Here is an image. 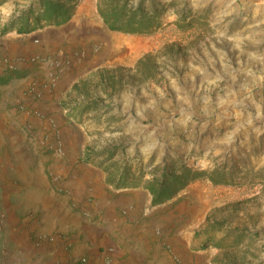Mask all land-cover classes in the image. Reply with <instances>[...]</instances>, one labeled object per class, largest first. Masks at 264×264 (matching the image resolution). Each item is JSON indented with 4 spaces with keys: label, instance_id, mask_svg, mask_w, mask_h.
Returning <instances> with one entry per match:
<instances>
[{
    "label": "rangeland",
    "instance_id": "1",
    "mask_svg": "<svg viewBox=\"0 0 264 264\" xmlns=\"http://www.w3.org/2000/svg\"><path fill=\"white\" fill-rule=\"evenodd\" d=\"M98 1L80 0L61 25L36 26L40 0H0V31L33 32V65L18 72L1 57L3 111L14 116L46 92L56 105L43 132L12 136L0 122L1 188L25 203L33 173L65 192L70 174L53 163L104 166L114 189L142 193L121 211L130 236L154 237L152 247L141 241L153 264H264V0H129L164 21L140 34L109 29ZM53 56L63 69L42 62ZM16 78L27 88L7 93ZM182 166L226 178L199 177L148 201L149 183Z\"/></svg>",
    "mask_w": 264,
    "mask_h": 264
},
{
    "label": "crops",
    "instance_id": "2",
    "mask_svg": "<svg viewBox=\"0 0 264 264\" xmlns=\"http://www.w3.org/2000/svg\"><path fill=\"white\" fill-rule=\"evenodd\" d=\"M31 33L18 29L7 33L0 31V72L3 69L1 57L5 56L10 58L9 66L18 68V72L33 65L27 60L32 53L31 37L27 36ZM3 88H8L7 93L23 92L27 80L16 78ZM28 99L30 108L18 110L14 116L3 111L10 99L2 100L0 122L9 123L5 133L11 131L13 136L17 129L25 133L32 130L43 132L52 124L50 118L55 116L52 112L56 109L52 96L46 92L37 100ZM67 133L65 145L69 147L76 137L70 139L72 133L74 135L72 129H67ZM2 136L0 130V143ZM28 151L27 145L22 155ZM22 155L19 156V166L25 161ZM27 160L34 162L32 156L26 157ZM53 165L57 172L68 171L70 174L65 182L60 180L64 193L54 188L44 189L43 185H50L49 179H38L33 173L31 184L35 187L27 191L25 203L14 204L7 193L13 189L7 191L0 185V264L154 263L156 258L148 259V253L141 246V241H146L147 246L152 247L150 242L154 237L150 240L137 234L130 236L131 229H126L127 217L121 211L138 199V194H142L140 191L114 189L107 182L109 171L104 166L88 165L69 157ZM14 190L21 189L15 187ZM91 197H94L93 201ZM151 199L153 196H147L148 201ZM147 229L152 230L151 227ZM150 235L154 236L152 232ZM81 257H87L88 261L81 262Z\"/></svg>",
    "mask_w": 264,
    "mask_h": 264
},
{
    "label": "trees",
    "instance_id": "3",
    "mask_svg": "<svg viewBox=\"0 0 264 264\" xmlns=\"http://www.w3.org/2000/svg\"><path fill=\"white\" fill-rule=\"evenodd\" d=\"M80 0H40L41 9L36 13V26L61 25L72 17ZM98 11L109 29L127 33H153L164 26L158 9L147 10L141 4L134 5L129 0H99ZM44 21V23H41ZM28 26V22L23 23ZM29 27H25L27 29ZM30 29V30H34ZM6 29L2 30L5 33ZM18 71V70H16ZM12 76L15 71H9ZM180 171L165 173L161 179L149 183L147 188L153 194V204L171 198L179 189L199 177H211L214 181H224L226 174L215 171H198L182 166ZM224 179V180H223Z\"/></svg>",
    "mask_w": 264,
    "mask_h": 264
},
{
    "label": "built area",
    "instance_id": "4",
    "mask_svg": "<svg viewBox=\"0 0 264 264\" xmlns=\"http://www.w3.org/2000/svg\"><path fill=\"white\" fill-rule=\"evenodd\" d=\"M36 41H38V39H36ZM5 59L8 60L9 58L7 56H5ZM42 62L44 64H46V66H48L49 68H52V69L57 68L59 70L63 69V67L65 65L64 59L59 58L57 56H53V57L44 59ZM80 261L83 263H86L88 261V258L87 257H81ZM108 261H109V259H108Z\"/></svg>",
    "mask_w": 264,
    "mask_h": 264
},
{
    "label": "bare ground",
    "instance_id": "5",
    "mask_svg": "<svg viewBox=\"0 0 264 264\" xmlns=\"http://www.w3.org/2000/svg\"><path fill=\"white\" fill-rule=\"evenodd\" d=\"M117 37H118V36H117ZM119 39H122V37H118V40H119Z\"/></svg>",
    "mask_w": 264,
    "mask_h": 264
}]
</instances>
